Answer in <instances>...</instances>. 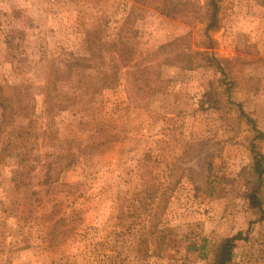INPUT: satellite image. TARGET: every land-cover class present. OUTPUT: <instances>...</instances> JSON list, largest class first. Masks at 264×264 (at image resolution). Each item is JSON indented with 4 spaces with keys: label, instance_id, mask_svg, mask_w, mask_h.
<instances>
[{
    "label": "rangeland",
    "instance_id": "1",
    "mask_svg": "<svg viewBox=\"0 0 264 264\" xmlns=\"http://www.w3.org/2000/svg\"><path fill=\"white\" fill-rule=\"evenodd\" d=\"M143 1L0 0V264H264V0Z\"/></svg>",
    "mask_w": 264,
    "mask_h": 264
},
{
    "label": "trees",
    "instance_id": "2",
    "mask_svg": "<svg viewBox=\"0 0 264 264\" xmlns=\"http://www.w3.org/2000/svg\"><path fill=\"white\" fill-rule=\"evenodd\" d=\"M136 4H142L141 2H145L143 0H134ZM183 7L187 6V3L184 2L181 4L180 2H176L174 0H167L161 3L162 13H164L167 16H177L180 12H183L181 9V6ZM138 5L134 6L133 9L137 8ZM207 13H208V24L209 27L212 28L215 24H217L218 21V11H219V0H208L207 2ZM187 14L190 13V10L187 9L185 11ZM131 13V12H130ZM130 18V14L128 15ZM130 44V43H129ZM128 44H124L122 46V49H118V56H117V66L118 67H125L127 68V82H128V93H130V96H133V86H138V89H141L139 86L143 83L144 77H140V74L145 72L148 69H152L156 66H154L151 63H148L146 60L135 62L132 52L131 54H125ZM170 44L167 43L162 46V48L169 47ZM101 46H98L97 54H93L90 57H81L76 58L75 61H73V64L76 65H82V60L86 61V63H83V66H91L90 63H88L90 60L98 59L101 60V65L104 63L103 60V53ZM180 54V53H178ZM184 54V53H183ZM203 55H206L209 58L210 65L216 66V68L222 69L221 63L216 58L209 56V54L206 52L203 53ZM100 56V57H99ZM180 56V55H179ZM178 58L176 55H174L170 60H177ZM170 60H166L167 62H171ZM27 93L26 88L19 87V86H11L10 87V95H5L3 92V87L0 85V107L3 110V113L6 114V111H9L10 113L14 112L15 110H21L25 109L26 102H27ZM12 102L16 104V107L13 106ZM16 112V111H15ZM15 114V113H14ZM257 158V157H256ZM76 158L69 159L66 163V166H69L72 164V162ZM256 167L259 172V174L263 173V165L261 159L256 160ZM235 237H228L221 240L220 244L218 245L216 252H215V260L217 264H229V262L232 259L233 250L235 247Z\"/></svg>",
    "mask_w": 264,
    "mask_h": 264
}]
</instances>
